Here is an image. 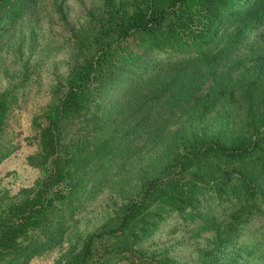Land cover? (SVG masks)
I'll return each instance as SVG.
<instances>
[{
	"label": "trees",
	"instance_id": "obj_1",
	"mask_svg": "<svg viewBox=\"0 0 264 264\" xmlns=\"http://www.w3.org/2000/svg\"><path fill=\"white\" fill-rule=\"evenodd\" d=\"M32 1L0 0V28L21 17ZM167 1L166 8L140 16L129 14L128 0H104V22L92 36L79 38L82 61L71 71L67 90L57 93L43 122L36 124L39 160L31 164L49 168L21 199L0 208V264H27L62 243L65 212L74 214L87 185L82 171L116 154L115 138L105 132L126 110L113 108L140 85L154 83H159L161 95L175 91L174 102L193 99L200 116L225 99L241 114L236 129L223 139L215 132L178 131L174 144L180 141L182 152L160 174L140 182L139 197L125 201L116 222L89 234L80 248H71L56 264H115L117 258L143 264L145 257L153 264H177L160 252L147 254L144 247L173 214L197 222L196 236L209 233L195 264L264 262V238L246 237L256 219L264 223V0ZM88 37L89 45L99 46L94 54L83 53ZM246 62L249 66L233 83L217 75L224 65L238 69ZM200 69L213 77L204 95H197ZM127 79V88L107 108L109 85ZM12 104L6 93L0 95V138ZM140 111L128 118L136 119ZM80 119L83 133L63 143L68 124ZM147 120L142 116L123 134L150 126ZM34 232L46 241H32ZM121 239L128 240L126 246L121 247ZM126 251L131 252L122 257Z\"/></svg>",
	"mask_w": 264,
	"mask_h": 264
},
{
	"label": "rangeland",
	"instance_id": "obj_2",
	"mask_svg": "<svg viewBox=\"0 0 264 264\" xmlns=\"http://www.w3.org/2000/svg\"><path fill=\"white\" fill-rule=\"evenodd\" d=\"M167 2L128 0V12L149 15L154 8H166ZM30 4L23 15L8 24L6 29L0 28V95L6 93L13 102L7 126L0 138V208L21 199L24 190L32 188L48 170V166L35 167L31 164L39 160L36 158L40 151L36 124L43 122V115L57 93L67 90L71 71L82 61L79 38L88 33L89 37L92 36V32L97 31L106 18L104 0H33ZM89 37L84 40L83 53L94 54L99 46L89 45ZM148 59L154 60L152 56ZM246 65L249 66V63L238 69L224 65L217 75L233 83ZM199 75L202 76V86L199 84L201 88L197 95H204L212 88L213 77L206 69H200ZM169 76L171 73L161 76L160 80ZM128 84L127 79L109 85L104 100L107 108L113 107ZM143 85L113 108L114 111L126 110L105 132L114 136L116 154L95 161L82 171L87 185L79 196L74 214L65 212L63 221L67 233L62 243L35 255L27 264H56L71 248H80L89 234L103 230L111 221L116 222L125 201L139 197L140 182L160 174L175 154L182 152L180 141L174 144L178 131L181 134L190 129L194 132L203 130L207 134L215 132L223 139L231 129H236L241 118L236 108L225 99L220 100L212 111L200 116L193 99L174 102L175 91L161 95L159 83ZM137 110L141 111L136 119H129V115ZM144 115L150 126L131 135L123 134ZM82 122L80 119L68 124L63 143L69 144L83 133ZM220 175L221 172L218 178ZM196 224L184 222L173 214L145 243L146 253L157 251L159 256H168L177 264H195L198 249L206 245L209 237L208 232L196 236ZM248 230V239L264 238L261 219L250 224ZM121 240V247L126 246L127 239ZM32 241L44 242L46 237L34 232ZM130 252L126 251L122 257ZM116 260L115 264H129L123 258ZM143 264L153 263L145 257Z\"/></svg>",
	"mask_w": 264,
	"mask_h": 264
}]
</instances>
